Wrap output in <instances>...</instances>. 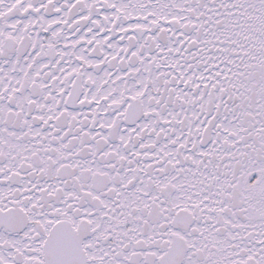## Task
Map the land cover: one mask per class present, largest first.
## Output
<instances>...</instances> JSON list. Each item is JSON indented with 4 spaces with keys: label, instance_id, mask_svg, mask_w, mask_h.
Listing matches in <instances>:
<instances>
[{
    "label": "snow or ice",
    "instance_id": "snow-or-ice-1",
    "mask_svg": "<svg viewBox=\"0 0 264 264\" xmlns=\"http://www.w3.org/2000/svg\"><path fill=\"white\" fill-rule=\"evenodd\" d=\"M0 264H264V0H0Z\"/></svg>",
    "mask_w": 264,
    "mask_h": 264
}]
</instances>
